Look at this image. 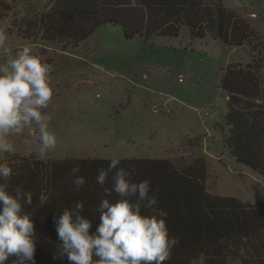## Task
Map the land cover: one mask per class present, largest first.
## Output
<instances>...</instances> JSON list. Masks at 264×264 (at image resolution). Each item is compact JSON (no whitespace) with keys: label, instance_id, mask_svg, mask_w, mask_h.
<instances>
[{"label":"rangeland","instance_id":"rangeland-1","mask_svg":"<svg viewBox=\"0 0 264 264\" xmlns=\"http://www.w3.org/2000/svg\"><path fill=\"white\" fill-rule=\"evenodd\" d=\"M0 1L12 9L0 10V32L10 50H0V63L29 45L51 66L54 95L42 113L51 117L49 130L57 137L55 149L41 159L39 142L26 129L10 138L16 151L0 154V163L14 155H34L44 162L168 159L181 169H205L212 195L264 204V176L239 163L227 146L228 105L222 88L229 65L254 58L264 82V0H223L252 28L253 37L241 47L210 33L194 37L187 27L174 37L127 39L122 26L110 23L78 45L28 40L17 32L19 19L27 15L21 8L48 11L55 0ZM256 246L264 263V232Z\"/></svg>","mask_w":264,"mask_h":264},{"label":"trees","instance_id":"trees-1","mask_svg":"<svg viewBox=\"0 0 264 264\" xmlns=\"http://www.w3.org/2000/svg\"><path fill=\"white\" fill-rule=\"evenodd\" d=\"M2 5L0 1V10H12ZM21 10L27 15L18 21V35L52 43L78 45L109 23L122 26L127 39L155 34L174 37L183 27L194 37L210 33L233 47H241L253 37L251 26L227 9L223 0H55L48 11H37L30 5ZM222 88L228 105L227 146L239 163L264 176V102L258 103L264 98V82L256 58L248 64L229 65ZM37 160L34 155H14L2 162L14 173L8 191L15 194V189L22 186V197L26 198L27 192L33 195L31 205L23 200L21 203L22 214L30 215L35 225L36 264H71L66 257L53 259L62 252L55 220L66 208L83 202L80 214L92 222L91 231H95L100 222L101 199L108 198L112 203L119 199L115 193L104 197L95 181L97 169L106 168L110 160ZM120 160V167L135 168L134 182L151 180L153 191L149 195L155 193L159 202L153 208L142 205V214L151 216L160 208L168 212L169 234L178 238L179 244L165 264H188L200 252L208 258L207 264H249L243 262L245 259L264 264L256 246L258 236L264 232V204L212 195L206 189L205 169H181L168 159ZM77 164L81 169L77 175L86 179L79 191L72 183L75 176L71 172ZM130 199L136 202V197ZM13 259L5 264H13Z\"/></svg>","mask_w":264,"mask_h":264},{"label":"clouds","instance_id":"clouds-1","mask_svg":"<svg viewBox=\"0 0 264 264\" xmlns=\"http://www.w3.org/2000/svg\"><path fill=\"white\" fill-rule=\"evenodd\" d=\"M0 50L10 54L3 32H0ZM51 66L32 54L25 45L4 63H0V154L16 151L10 139L27 132L39 142V157L44 158L54 150L57 137L49 130L51 117L42 113L47 109L54 92L50 81ZM121 160L112 158L106 168H98L96 183L103 189L104 197L115 193L119 199L112 203L108 198L100 201V222L93 228L92 222L81 215L83 202L75 208H66L55 220L59 245L62 252L53 259L67 258L71 264H165L172 258L173 249L179 244L171 237L166 224L168 212L156 209V214L143 215L142 205L153 208L158 198L152 192L151 180L134 182L135 168L120 167ZM119 166V167H118ZM77 164L71 169L75 179L72 183L79 191L86 184ZM114 174L110 177V173ZM13 169L0 163V264L10 258L13 264H36L35 225L28 214H22V203L31 205L33 195L21 196L22 186L15 194L8 191V182L13 178ZM110 185V186H109ZM136 197L133 203L130 199ZM203 252L191 258L188 264H207Z\"/></svg>","mask_w":264,"mask_h":264},{"label":"built area","instance_id":"built-area-1","mask_svg":"<svg viewBox=\"0 0 264 264\" xmlns=\"http://www.w3.org/2000/svg\"><path fill=\"white\" fill-rule=\"evenodd\" d=\"M258 103H260V102L258 101Z\"/></svg>","mask_w":264,"mask_h":264}]
</instances>
